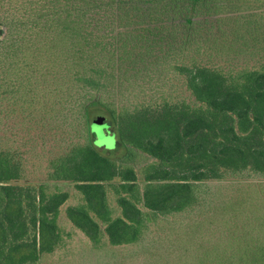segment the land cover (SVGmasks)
Wrapping results in <instances>:
<instances>
[{
    "label": "trees",
    "instance_id": "obj_1",
    "mask_svg": "<svg viewBox=\"0 0 264 264\" xmlns=\"http://www.w3.org/2000/svg\"><path fill=\"white\" fill-rule=\"evenodd\" d=\"M0 28V264H54L74 197L79 264H264V0H0Z\"/></svg>",
    "mask_w": 264,
    "mask_h": 264
},
{
    "label": "rangeland",
    "instance_id": "obj_2",
    "mask_svg": "<svg viewBox=\"0 0 264 264\" xmlns=\"http://www.w3.org/2000/svg\"><path fill=\"white\" fill-rule=\"evenodd\" d=\"M3 30V28H0ZM5 31V30H4ZM107 129V132L104 130V123L102 119H99L94 123V131L96 133V140H95V145L99 149V151L103 155H108V154H113L117 149H119V143L117 139V133L115 132L114 128L107 126L105 127ZM55 141L54 138L48 137V138H39L38 145L36 146L35 153L33 154V157H31V168H30V178L32 180L38 181L40 179H44L46 176V168L48 165V161L53 158H49V154L47 156H41L43 155L42 149L54 146ZM46 144V145H45ZM117 156L123 157L125 155V150H121L120 153H117ZM56 156V155H55ZM218 184H209V188H201L202 191V197L206 200L209 199H215V194H219V192H224L227 194L226 191H228L229 195V190L227 189V184H222L217 186ZM72 187V186H67V188ZM227 190H226V189ZM225 189V190H224ZM72 190V189H69ZM115 196L114 194L111 195V200H112V207L116 208L115 204ZM79 198L74 197L72 200H70L66 206L62 208L61 214H60V225L63 227V234H62V239H63V245L60 247L55 254L52 256H49V262L54 263V264H59V263H64V262H75L79 264L82 261V256L84 251L87 249L88 250V255H94L97 253V249L93 247L92 244H90V241L78 230H76L71 223L68 222V220L65 217V209L68 206L75 205L78 203ZM176 219V218H175ZM172 219V220H175ZM156 228L155 225L151 227V230L153 231ZM156 231V230H155ZM153 231V232H155ZM92 248V249H89ZM92 253V254H90ZM74 264V263H73Z\"/></svg>",
    "mask_w": 264,
    "mask_h": 264
},
{
    "label": "water",
    "instance_id": "obj_3",
    "mask_svg": "<svg viewBox=\"0 0 264 264\" xmlns=\"http://www.w3.org/2000/svg\"><path fill=\"white\" fill-rule=\"evenodd\" d=\"M3 34V30H0V36Z\"/></svg>",
    "mask_w": 264,
    "mask_h": 264
}]
</instances>
